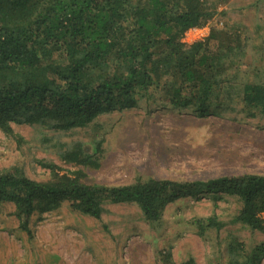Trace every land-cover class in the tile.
<instances>
[{
  "label": "trees",
  "instance_id": "trees-1",
  "mask_svg": "<svg viewBox=\"0 0 264 264\" xmlns=\"http://www.w3.org/2000/svg\"><path fill=\"white\" fill-rule=\"evenodd\" d=\"M226 15L216 0H0V131L18 140L13 124L69 132L141 105L163 104L205 118L230 110L235 97L241 111L264 118L263 57L261 67L242 69L240 33L212 26L205 41L182 43L188 30ZM45 167L52 174L48 182L16 167L0 171V215L11 207L9 214L29 236L34 216L64 204L100 219L106 202L135 203L156 223L168 205L205 195L236 198L240 209L231 224L264 234V175L107 187L60 175L54 164ZM225 225L213 217L208 228ZM223 256L222 264H262L264 241L248 251L233 237ZM167 264H174L171 253Z\"/></svg>",
  "mask_w": 264,
  "mask_h": 264
},
{
  "label": "rangeland",
  "instance_id": "rangeland-1",
  "mask_svg": "<svg viewBox=\"0 0 264 264\" xmlns=\"http://www.w3.org/2000/svg\"><path fill=\"white\" fill-rule=\"evenodd\" d=\"M216 1L227 15L216 16L211 25L245 39L242 69L261 67V57L264 66V0ZM230 103V110L205 118L163 104L141 105L69 132L13 124L19 140L0 131V171L16 167L32 180L48 182L52 174L45 165L54 164L60 175L107 187L264 175V118L241 111L238 97ZM239 209V201L227 195L184 198L152 223L135 203L106 202L100 219L64 204L34 216L29 236L8 207L0 215V264H167L169 253L174 264L190 257L197 264H222L231 238L248 251L264 241V234L231 224ZM213 217L226 224L220 231L208 228Z\"/></svg>",
  "mask_w": 264,
  "mask_h": 264
},
{
  "label": "built area",
  "instance_id": "built-area-1",
  "mask_svg": "<svg viewBox=\"0 0 264 264\" xmlns=\"http://www.w3.org/2000/svg\"><path fill=\"white\" fill-rule=\"evenodd\" d=\"M222 25L223 24L221 23L220 26ZM211 28L212 25L209 23L204 27H196L188 30L182 38V43L186 45H193L195 43L205 41L210 36Z\"/></svg>",
  "mask_w": 264,
  "mask_h": 264
}]
</instances>
